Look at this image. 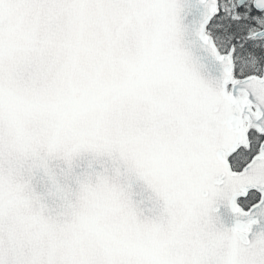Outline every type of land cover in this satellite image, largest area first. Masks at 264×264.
<instances>
[{"label":"snow or ice","instance_id":"obj_1","mask_svg":"<svg viewBox=\"0 0 264 264\" xmlns=\"http://www.w3.org/2000/svg\"><path fill=\"white\" fill-rule=\"evenodd\" d=\"M0 264H264V0H0Z\"/></svg>","mask_w":264,"mask_h":264}]
</instances>
